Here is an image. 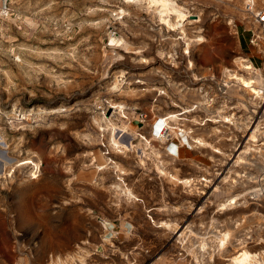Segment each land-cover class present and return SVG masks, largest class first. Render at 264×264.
I'll use <instances>...</instances> for the list:
<instances>
[{"label":"rangeland","instance_id":"374dc122","mask_svg":"<svg viewBox=\"0 0 264 264\" xmlns=\"http://www.w3.org/2000/svg\"><path fill=\"white\" fill-rule=\"evenodd\" d=\"M172 1L175 31L147 0H0V264H231L243 221L264 252L246 0Z\"/></svg>","mask_w":264,"mask_h":264},{"label":"bare ground","instance_id":"6f19581e","mask_svg":"<svg viewBox=\"0 0 264 264\" xmlns=\"http://www.w3.org/2000/svg\"><path fill=\"white\" fill-rule=\"evenodd\" d=\"M147 1L152 6L157 7L156 9L158 10V12L160 14L161 20L164 21L165 23H167L170 27L174 28L173 31H175L177 26H179L178 25L179 22H181V21L184 22V20H186L185 18L187 16V14L184 12L183 9H181L172 0H147ZM169 8H172L173 11L175 12V14L178 16L177 23H176V21L172 22L171 19L167 18L166 10H168ZM243 61H244L242 64L243 69L248 71L249 73L257 71V70L260 71L258 68H256L253 65V63L248 58H245V60H243ZM230 76H231V79H234L236 81V83L240 84L243 88H245V90L249 91L248 93L255 95L257 98L259 97L261 99H264V94H262V93H264V82L261 81L259 78L252 77V76L246 77L243 74H233V73L232 74L230 73ZM263 80H264V78H263ZM119 107L122 110L124 108V106H121V105ZM162 127H163V125L162 126L160 125L158 128L162 129ZM167 129H168V126H167ZM258 131H259V126L257 125L255 130H254L253 138H256V133ZM160 132H161L160 138L163 140H167V138L169 136L167 134V132L165 131V133H164V130L160 131ZM113 143L116 147H121L122 149H129L130 148V145L128 143H124L123 141L118 139L115 132L113 134ZM30 162H32V161L29 160L28 163H30ZM7 167H8V165H7ZM103 168L104 167H101V169H103ZM11 172H12V170H10L8 174H10ZM186 182L189 184L192 183L191 180H187ZM254 192L257 194V196L263 195V198H264V188L255 190ZM233 202H234V200H233ZM223 206H225V205L223 204ZM261 217L258 220L255 219L257 222L252 221L251 223H253V224L257 223L259 226L264 225V218L262 219ZM245 219L247 220V218H245ZM248 222L243 221L240 223V225L238 227V234H239V235L237 234L238 236L234 234L236 231L233 232V231L227 229L225 231V233H223L222 236L220 237V240H219L220 244H221L220 247L222 249L226 250L227 252H229V256H230L229 260H230L231 264H264V252L261 254L251 252L248 249L249 246L247 245V242H245V240H244V238L246 236V229L250 226V223H248ZM258 229L260 232V236H259L260 242H258V245H261L264 247L263 230L261 228H258ZM237 245H240L242 247L241 252H239V251L236 252L237 248H238ZM258 251H260V250H258Z\"/></svg>","mask_w":264,"mask_h":264},{"label":"built area","instance_id":"2783aa9c","mask_svg":"<svg viewBox=\"0 0 264 264\" xmlns=\"http://www.w3.org/2000/svg\"><path fill=\"white\" fill-rule=\"evenodd\" d=\"M244 11L251 17L254 26L249 41L250 45L264 59V9L258 8L255 0H246ZM250 61L255 66L254 62L252 60Z\"/></svg>","mask_w":264,"mask_h":264},{"label":"water","instance_id":"95a60500","mask_svg":"<svg viewBox=\"0 0 264 264\" xmlns=\"http://www.w3.org/2000/svg\"><path fill=\"white\" fill-rule=\"evenodd\" d=\"M0 145L4 146L2 142H0ZM14 162L15 159L9 157L5 149L0 148V176L6 173L7 165H11Z\"/></svg>","mask_w":264,"mask_h":264}]
</instances>
